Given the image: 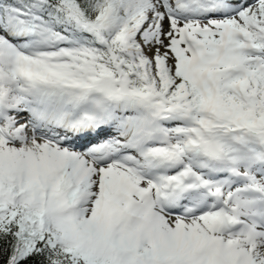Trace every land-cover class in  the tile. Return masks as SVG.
<instances>
[{"label":"snow or ice","instance_id":"snow-or-ice-1","mask_svg":"<svg viewBox=\"0 0 264 264\" xmlns=\"http://www.w3.org/2000/svg\"><path fill=\"white\" fill-rule=\"evenodd\" d=\"M0 264H264V0H0Z\"/></svg>","mask_w":264,"mask_h":264}]
</instances>
